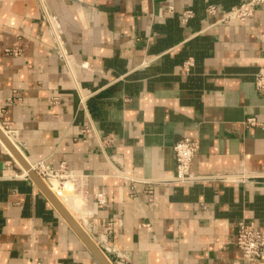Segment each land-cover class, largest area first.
I'll return each mask as SVG.
<instances>
[{"label": "crops", "instance_id": "1", "mask_svg": "<svg viewBox=\"0 0 264 264\" xmlns=\"http://www.w3.org/2000/svg\"><path fill=\"white\" fill-rule=\"evenodd\" d=\"M244 1L0 0V127L28 163L84 179L81 197L56 196L110 264H264L235 245L240 221L264 233V3L246 22L212 26L205 11ZM184 137L193 173L246 181L160 182ZM23 171L1 144L0 264H100Z\"/></svg>", "mask_w": 264, "mask_h": 264}, {"label": "built area", "instance_id": "2", "mask_svg": "<svg viewBox=\"0 0 264 264\" xmlns=\"http://www.w3.org/2000/svg\"><path fill=\"white\" fill-rule=\"evenodd\" d=\"M65 1V0H61ZM264 3V0H245L236 8L228 11L226 13L219 14V9L215 5H208L205 9L206 15L212 19L214 22L211 24H228L231 21L246 22L254 16L256 6ZM45 7V6H44ZM46 9V8H44ZM174 12L173 6H168L166 8V13L172 14ZM193 17L191 10H183L180 15V21L183 24L188 23V21ZM45 19L54 31V39L58 45V55L66 68V71L73 75L74 67L76 61L67 53L64 43L61 39V33L58 31L56 26V21L51 15H48L45 11ZM9 54L19 55L17 50H7ZM190 66H192L191 61H187L183 64V69L187 73ZM255 88L257 91L264 93V65L260 66L257 73L255 74ZM54 103L57 99H53ZM248 125H256L258 122L254 118H249L246 120ZM1 128V127H0ZM2 131L10 138L9 130L6 128H1ZM108 142V140H104ZM1 145V143H0ZM198 145L196 142L184 137L182 140L177 142L173 146V157L176 167V173L173 177L167 179H160L162 183H178V184H190L198 182H209V181H220V182H235V181H246V179L239 174H214V175H200L195 174L191 171V164L194 159L195 153L197 151ZM31 169L37 174V176L46 184V186L53 190L54 188H60L67 182H71L75 186V190L81 195L83 194L84 179L76 175L67 165L65 161L58 164L57 167L52 165V162L42 160L34 164H30ZM22 178L28 179V174L23 171ZM147 182L145 181V184ZM53 192V191H52ZM151 193V191H149ZM97 207L102 208L106 206L107 201L105 194L103 192H98L94 195ZM235 245L242 253V256L246 260H256L260 259L264 253V233L262 231L249 228L246 226L244 221H240L237 224V233Z\"/></svg>", "mask_w": 264, "mask_h": 264}, {"label": "water", "instance_id": "3", "mask_svg": "<svg viewBox=\"0 0 264 264\" xmlns=\"http://www.w3.org/2000/svg\"><path fill=\"white\" fill-rule=\"evenodd\" d=\"M0 143L5 147V149L12 155V157L23 167V170L28 174V176L33 180L35 185L42 191V193L47 197V199L53 204L57 211L62 215L65 221L85 244L92 255L98 260L100 264H110L108 260L104 257L101 251L89 238V236L83 231V229L78 225L71 214L62 205L60 200L55 196V194L46 186V184L37 176V174L31 169L29 163L24 159L20 151L13 144V142L8 138V136L0 128Z\"/></svg>", "mask_w": 264, "mask_h": 264}, {"label": "bare ground", "instance_id": "4", "mask_svg": "<svg viewBox=\"0 0 264 264\" xmlns=\"http://www.w3.org/2000/svg\"><path fill=\"white\" fill-rule=\"evenodd\" d=\"M74 184L73 183H71V182H67V183H65V185L64 186H62V187H60V188H54L53 190H51V191H53L54 193H55V196L57 195V196H59V197H68L69 195V193H71V192H73L74 191ZM77 194L81 197V194L80 193H78V191H77ZM73 195V194H72ZM56 196V197H57ZM71 196V195H70ZM58 198V197H57ZM59 199V198H58ZM71 199V198H70ZM74 200V199H73Z\"/></svg>", "mask_w": 264, "mask_h": 264}, {"label": "rangeland", "instance_id": "5", "mask_svg": "<svg viewBox=\"0 0 264 264\" xmlns=\"http://www.w3.org/2000/svg\"><path fill=\"white\" fill-rule=\"evenodd\" d=\"M72 194H73L72 192H71V193H69V194H68V195H69L68 197H73V196H72ZM70 195H71V196H70ZM76 196H79V195H78V194H76Z\"/></svg>", "mask_w": 264, "mask_h": 264}]
</instances>
